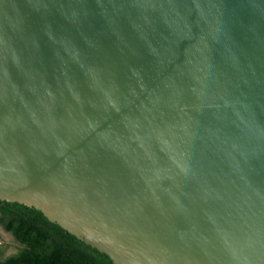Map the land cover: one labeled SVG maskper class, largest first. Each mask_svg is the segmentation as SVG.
Here are the masks:
<instances>
[{"label":"water","instance_id":"95a60500","mask_svg":"<svg viewBox=\"0 0 264 264\" xmlns=\"http://www.w3.org/2000/svg\"><path fill=\"white\" fill-rule=\"evenodd\" d=\"M0 201L112 264H264V0H0Z\"/></svg>","mask_w":264,"mask_h":264},{"label":"trees","instance_id":"16d2710c","mask_svg":"<svg viewBox=\"0 0 264 264\" xmlns=\"http://www.w3.org/2000/svg\"><path fill=\"white\" fill-rule=\"evenodd\" d=\"M0 226L18 246L15 254L0 257V264H112L34 208L0 201Z\"/></svg>","mask_w":264,"mask_h":264},{"label":"rangeland","instance_id":"374dc122","mask_svg":"<svg viewBox=\"0 0 264 264\" xmlns=\"http://www.w3.org/2000/svg\"><path fill=\"white\" fill-rule=\"evenodd\" d=\"M2 247V256L1 258L9 257L16 253L18 246L13 239V236L5 232L0 226V248Z\"/></svg>","mask_w":264,"mask_h":264},{"label":"flooded vegetation","instance_id":"af4514ba","mask_svg":"<svg viewBox=\"0 0 264 264\" xmlns=\"http://www.w3.org/2000/svg\"><path fill=\"white\" fill-rule=\"evenodd\" d=\"M0 255L2 256V247L0 248Z\"/></svg>","mask_w":264,"mask_h":264}]
</instances>
